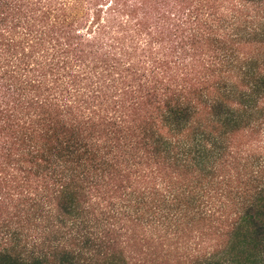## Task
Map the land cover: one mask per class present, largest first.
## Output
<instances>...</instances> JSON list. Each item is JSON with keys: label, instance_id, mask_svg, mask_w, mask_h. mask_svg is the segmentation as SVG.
Listing matches in <instances>:
<instances>
[{"label": "trees", "instance_id": "obj_1", "mask_svg": "<svg viewBox=\"0 0 264 264\" xmlns=\"http://www.w3.org/2000/svg\"><path fill=\"white\" fill-rule=\"evenodd\" d=\"M0 264H264V0H0Z\"/></svg>", "mask_w": 264, "mask_h": 264}]
</instances>
